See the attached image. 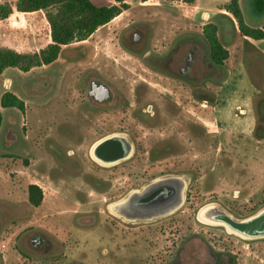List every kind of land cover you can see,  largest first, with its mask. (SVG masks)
Masks as SVG:
<instances>
[{"label": "rangeland", "instance_id": "1", "mask_svg": "<svg viewBox=\"0 0 264 264\" xmlns=\"http://www.w3.org/2000/svg\"><path fill=\"white\" fill-rule=\"evenodd\" d=\"M128 1L127 11L64 46L52 62L0 75V94L13 90L26 105L24 116L0 108V264H209L211 250L235 264H264V237L245 238L198 217L207 204L238 219L264 207V40H241L231 48L238 57L218 66L202 25L181 19L189 14L176 2ZM48 10L14 11L0 22L16 42L1 47L38 53L48 41ZM244 13L251 26L264 22V12L245 6ZM223 21L230 31L220 29L218 38L228 46L240 38ZM135 31L139 40L131 39ZM238 58L247 76L242 66L231 73ZM87 77L108 86L106 103L89 104ZM41 78L48 86L32 88ZM251 93L246 118L233 120L234 107ZM115 130L132 141L133 155L122 167L100 166L89 147ZM166 175L185 179L173 212L126 220L108 209L129 188ZM33 180L43 191L38 206L25 194ZM37 237L42 244L31 241Z\"/></svg>", "mask_w": 264, "mask_h": 264}, {"label": "trees", "instance_id": "2", "mask_svg": "<svg viewBox=\"0 0 264 264\" xmlns=\"http://www.w3.org/2000/svg\"><path fill=\"white\" fill-rule=\"evenodd\" d=\"M170 1L184 4L194 2V0ZM223 7L235 18L241 35L255 40L264 38V25L254 27L246 24L237 0H229ZM48 8L50 10L45 14V30L48 36L46 46L34 55L24 54L9 47H0V75L7 68L27 71L31 66L52 62L64 46L73 40L84 41L99 26L129 8V3L126 0H16L14 2L1 0L0 22H5L14 11L26 14ZM202 35L208 44L210 61L215 65H222L229 52L218 38L217 25L211 21L206 22L202 25ZM199 98L208 100L206 96ZM10 107L17 109L24 116L26 109L24 98L13 90H5L0 94V108ZM2 120L0 111V125ZM26 193L30 205L41 204L43 191L38 184L29 183Z\"/></svg>", "mask_w": 264, "mask_h": 264}, {"label": "water", "instance_id": "3", "mask_svg": "<svg viewBox=\"0 0 264 264\" xmlns=\"http://www.w3.org/2000/svg\"><path fill=\"white\" fill-rule=\"evenodd\" d=\"M49 81L46 78L35 80L31 87L35 90L44 89ZM95 99L106 98L103 93ZM185 183L181 175H166L157 177L147 183L143 188L130 195L115 206L119 214L138 218H151L163 214L179 204L183 197ZM207 219L223 224L228 230L245 238L264 237V207L246 218H234L218 207L204 210ZM32 242L36 244L37 238Z\"/></svg>", "mask_w": 264, "mask_h": 264}, {"label": "crops", "instance_id": "4", "mask_svg": "<svg viewBox=\"0 0 264 264\" xmlns=\"http://www.w3.org/2000/svg\"><path fill=\"white\" fill-rule=\"evenodd\" d=\"M10 2H14L16 0H8ZM128 3H129V8H130V1L126 0ZM229 0H194V2L192 4H184V3H179V2H176L174 3L175 6H178L179 8H183L184 10L188 11V16L186 14H181L180 18L181 19H184L185 21H190L192 23V25H197V26H200V25H203L205 24L206 22H214L216 25H217V34L219 32V30L221 29L222 30V33L225 34V33H228L230 31V28L228 26H225V24L223 23V19H226L232 26L233 28V31L235 33H237L239 35V38L240 39H235V40H231L229 42V45H233L231 47L228 46H225L227 49H228V60H232V58H237L238 56H235V55H232V51H231V48H233V52L237 46V43H241L243 40L244 42H246V44H251V45H254L256 46V43L261 41V40H264V38L262 39H252L250 37H247V36H244V35H241L238 31V27H237V22L235 20V18L231 15L230 12H228L227 10H225V8L223 7V5L225 3H227ZM238 1V4H239V7L241 9V12H242V15H243V19L245 21V23L247 24V21H246V16H245V13H244V7H248V9L252 12L253 15H261L263 12H264V0H237ZM140 4L142 2H139ZM154 4H160V0H157V2H154ZM129 8H127L126 10H123L122 12H120L118 15H120L121 13L127 11ZM12 15V14H11ZM10 15V16H11ZM116 15V16H118ZM18 17L22 16L20 15V13L17 14ZM115 16V17H116ZM183 16H187V17H183ZM114 18V17H113ZM112 18V19H113ZM188 18V19H187ZM249 25V24H248ZM262 25H264V22L262 24H258L257 26H254V27H261ZM251 26V25H250ZM227 27V28H226ZM241 41V42H240ZM6 42H14V44L16 43L15 41H12L10 38H9V34H8V30L6 29H1L0 27V47L5 45ZM9 48H12L14 50H17V48L11 46ZM239 60H237V62L233 65V70H231V73H235L236 70H238L239 66H242L243 69H244V73L246 75V69L244 68V65L242 63V61L240 60V58H238ZM241 74H242V71H240ZM247 76V75H246ZM248 90V87L247 85H245V93L246 91ZM252 93L246 97V94H245V97L243 99H241L238 104L239 105H236L234 108H238L237 111H235L233 109V112H231V116H233V120H237V119H245L246 118V113L248 112V105L250 104L251 107L253 105V102H252ZM219 100H217V102H215L214 104L211 105L212 109L214 110V112L220 110L218 107L219 105ZM229 101L226 102V104H228ZM206 105V104H205ZM240 110H242L243 112H240ZM236 114L237 116L235 117L234 114ZM225 117H230V115H224ZM215 118H220V116L217 114H215L214 116ZM247 117H253L254 118V115L252 116H247ZM220 122L222 123H226L224 120H221V119H218ZM254 120V119H253ZM29 183H36L39 185V183H37V181H31V182H28L26 184V187ZM40 186V185H39ZM26 187H25V194H26V199H27V193H26ZM13 254V255H11ZM10 256H14L15 254L14 253H11ZM4 264H12V260L11 258L9 259H5L4 260Z\"/></svg>", "mask_w": 264, "mask_h": 264}, {"label": "flooded vegetation", "instance_id": "5", "mask_svg": "<svg viewBox=\"0 0 264 264\" xmlns=\"http://www.w3.org/2000/svg\"><path fill=\"white\" fill-rule=\"evenodd\" d=\"M139 35H140L139 32L135 31L132 33L131 39L139 40ZM121 42L124 44L123 39L121 40ZM196 50H197V46L193 45V47L190 49V52L184 58V66H180L178 68V72L180 75L182 74L184 68L185 67L187 68L192 63L193 55L196 52ZM86 80H87V95L91 98L89 104L100 105L106 103L108 101V98L110 97V91L108 86L103 82H101V80H99L96 77H87ZM100 93L106 95V98L97 100L95 99V97H93L94 95L98 96ZM204 100L207 101L206 99H203V101ZM240 112L243 111L240 110ZM133 150H134L133 143L128 138V136L121 131L115 130V131H110L102 135L98 139H96L94 143H92L89 147V155L92 158V160L95 161L100 166L109 167L120 164V167H122L126 164L125 162L133 155ZM153 179L155 178H151L150 180L143 182L138 186L129 188L120 197H118L114 201L113 200L110 201L108 203V209L115 215H118L122 219H126V220L151 219V218L167 215L173 212L174 210H176L181 205L183 198L181 199L179 204L176 205L173 209L151 218H138V217L126 216L124 214L117 213L116 210L115 211L112 210L113 205L120 204L122 201H124L133 193L137 192L139 189L143 188L147 183H149ZM42 240L43 239L41 237H37L36 244L37 245L42 244L43 243ZM210 253L213 258V261L209 264H234V259L231 255H229L226 259H223L219 252L211 250Z\"/></svg>", "mask_w": 264, "mask_h": 264}, {"label": "bare ground", "instance_id": "6", "mask_svg": "<svg viewBox=\"0 0 264 264\" xmlns=\"http://www.w3.org/2000/svg\"><path fill=\"white\" fill-rule=\"evenodd\" d=\"M183 179H184V177H183ZM184 183H185V179H184ZM115 206L116 205H113L112 207V210L113 211H115ZM210 207H214V205H212V204H207V205H205L204 207H202L201 209H200V211H199V214H198V217L201 219V220H203V221H205V222H208V223H213V224H221V223H218V222H214V221H212V220H210V219H207L206 217H205V215H204V210L205 209H208V208H210ZM227 229V228H226ZM228 230V229H227ZM229 232H232V231H230V230H228ZM232 233H234V232H232ZM238 235V234H237Z\"/></svg>", "mask_w": 264, "mask_h": 264}]
</instances>
